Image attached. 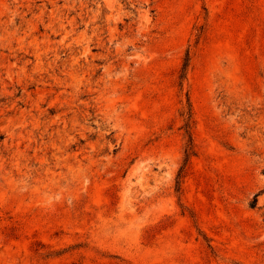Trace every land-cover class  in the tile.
<instances>
[{"label":"rangeland","instance_id":"obj_1","mask_svg":"<svg viewBox=\"0 0 264 264\" xmlns=\"http://www.w3.org/2000/svg\"><path fill=\"white\" fill-rule=\"evenodd\" d=\"M0 264H264V0H0Z\"/></svg>","mask_w":264,"mask_h":264},{"label":"trees","instance_id":"obj_2","mask_svg":"<svg viewBox=\"0 0 264 264\" xmlns=\"http://www.w3.org/2000/svg\"><path fill=\"white\" fill-rule=\"evenodd\" d=\"M190 153H188V156H189Z\"/></svg>","mask_w":264,"mask_h":264}]
</instances>
